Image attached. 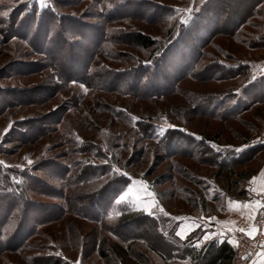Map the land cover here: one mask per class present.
<instances>
[{"label": "rangeland", "instance_id": "1", "mask_svg": "<svg viewBox=\"0 0 264 264\" xmlns=\"http://www.w3.org/2000/svg\"><path fill=\"white\" fill-rule=\"evenodd\" d=\"M208 1L0 0V169L31 201L0 223V264H192L119 218L176 234L247 197L264 162V0ZM138 32L153 47L132 43ZM75 157L86 184L62 178ZM110 188L98 218L72 200Z\"/></svg>", "mask_w": 264, "mask_h": 264}, {"label": "trees", "instance_id": "2", "mask_svg": "<svg viewBox=\"0 0 264 264\" xmlns=\"http://www.w3.org/2000/svg\"><path fill=\"white\" fill-rule=\"evenodd\" d=\"M214 0H209L208 4H211ZM218 1V0H216ZM255 3V0H254ZM207 5V4H206ZM205 5V6H206ZM193 21V20H192ZM130 40H132V43L135 45L141 47V48H151L153 47L155 40L150 38L149 36L145 35L144 33L138 32L132 35L130 37ZM77 75L72 74L68 76L67 79L75 78L82 79L83 77H76ZM97 81H102L103 79L101 77H98L96 79ZM99 82V83H100ZM85 158L79 159L75 157L70 165H62V168L60 169V173L62 175V178H64L66 181H68L67 174L69 170L72 169V177L70 175L71 184L74 183V186H77L79 184H86L89 181H91L87 171L85 170L86 167H84L83 162H85ZM218 162V161H217ZM221 165V164H219ZM7 172H13L12 170H3L0 169V205L5 206L3 212L6 211V214L4 217L0 218V223L4 222L5 224L11 225L13 222V214L11 213L14 209H20V206H23V208L29 206L30 200L27 198V191L26 186L23 187V192L20 193L17 191L18 195H12L11 190L15 189L13 187L18 186L22 190V183L15 184V181H12L10 177L7 175ZM92 174V173H91ZM232 173L226 176L225 180L227 182V177H229ZM114 183L116 185H119V189L115 188L116 190L120 191L123 186L127 183V180L122 182L119 180V178H114L109 183ZM235 184V182L230 181L229 186L231 184ZM108 185V182L106 183ZM236 185V184H235ZM30 185L27 186V189ZM71 186V185H70ZM106 187V186H105ZM113 188H110L108 190L103 189V192H97V196L92 198L89 196H85L82 191H74L72 194V200L77 206L82 207L80 210L83 211V214H85L88 217H95L98 218V213H91L96 212L93 210V206L97 209L98 212H104V209L110 205L109 203H114L115 195H111L110 192ZM239 195H245V190L242 189L238 193ZM14 196H18L14 197ZM30 210V209H29ZM93 210V211H92ZM11 215L12 217L7 216ZM22 219V218H21ZM130 226L131 230L129 231L130 235L129 237L133 240L135 237H140V234H144V229H151L153 232V236L148 237L145 235V238H142L144 240H148L147 243L150 247H152L155 251H157L159 254H161L163 257H178L180 259H184L187 257L190 258V261L192 264H234V258H235V249L231 246V244L227 241H223L220 244H217L214 246L213 244H208L205 246V251L197 252L194 254L192 248H191V239L183 240L177 236L174 232L168 233L164 232V227L162 226L161 222L157 220L156 217H153L151 215L145 214V213H136L133 216L128 217L127 215H124L119 218L117 222V227L123 228L121 226L124 225ZM1 234V233H0ZM2 235H6L5 233H2ZM194 237V234H192ZM144 237V236H143ZM125 240V239H124ZM151 240V241H150ZM159 240H164L165 244L161 246L158 244ZM150 242V243H149ZM156 243L158 245H155L153 243ZM155 245V246H154ZM128 249H133L131 244L127 245ZM155 247V248H154ZM181 250V254H180ZM100 255L105 256L107 255L105 251H101ZM55 264H68V263H60L59 260L54 261Z\"/></svg>", "mask_w": 264, "mask_h": 264}, {"label": "crops", "instance_id": "3", "mask_svg": "<svg viewBox=\"0 0 264 264\" xmlns=\"http://www.w3.org/2000/svg\"><path fill=\"white\" fill-rule=\"evenodd\" d=\"M244 190L247 197L239 199L228 198L222 214L214 211L210 221L199 217L182 218L177 224L176 234L182 232L184 235L177 236L183 240L191 239V248L195 253L205 251V246L213 244L216 246L227 241L233 247L234 235L238 232L252 233L254 231V219L259 208L260 198L264 196V162L245 180ZM194 234V237L193 235ZM209 236L210 239H205ZM197 244L199 246L197 247ZM190 261L186 256L184 258ZM247 264H264V243L256 255L250 258Z\"/></svg>", "mask_w": 264, "mask_h": 264}, {"label": "built area", "instance_id": "4", "mask_svg": "<svg viewBox=\"0 0 264 264\" xmlns=\"http://www.w3.org/2000/svg\"><path fill=\"white\" fill-rule=\"evenodd\" d=\"M264 243V196L260 198L259 208L254 219V231L250 234L238 232L234 235V264H247L258 253Z\"/></svg>", "mask_w": 264, "mask_h": 264}, {"label": "snow or ice", "instance_id": "5", "mask_svg": "<svg viewBox=\"0 0 264 264\" xmlns=\"http://www.w3.org/2000/svg\"><path fill=\"white\" fill-rule=\"evenodd\" d=\"M241 150H242V149H240V148H237V149H236V151H241ZM0 163H3V162H0ZM28 163L31 164L32 161L29 160ZM149 195H151V194H149ZM123 199H124V197L121 196V197H120V200H123ZM177 234H178V235H181V236L184 235L182 232H178ZM249 234L251 235V233H249ZM205 239H210V237H209V236H205ZM198 246H199V244H197V247H198Z\"/></svg>", "mask_w": 264, "mask_h": 264}]
</instances>
